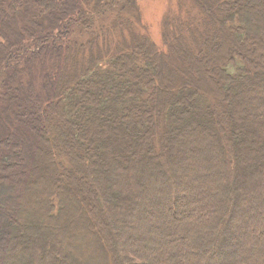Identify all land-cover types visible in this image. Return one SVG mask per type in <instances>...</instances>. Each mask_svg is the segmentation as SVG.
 <instances>
[{
  "label": "trees",
  "instance_id": "obj_1",
  "mask_svg": "<svg viewBox=\"0 0 264 264\" xmlns=\"http://www.w3.org/2000/svg\"><path fill=\"white\" fill-rule=\"evenodd\" d=\"M138 1L0 0V264H264V0H183L162 47ZM173 56L218 84L157 93Z\"/></svg>",
  "mask_w": 264,
  "mask_h": 264
},
{
  "label": "rangeland",
  "instance_id": "obj_2",
  "mask_svg": "<svg viewBox=\"0 0 264 264\" xmlns=\"http://www.w3.org/2000/svg\"><path fill=\"white\" fill-rule=\"evenodd\" d=\"M181 1L183 2V0H139L138 1L140 14H141V20H142L147 32L149 33V35L152 37V39L155 41V43L159 47L160 46L162 47V45H163V39H162L163 32L162 31L164 30L165 18L167 16H169L170 14H172L173 11L177 10L178 5H179V3ZM170 3L172 5L171 9L168 8ZM218 20H220V19L217 18L216 22L213 21L215 25L217 24ZM7 21H8L7 23L12 26V21H10V20H7ZM222 23L223 22H221V24ZM211 33L212 32L209 29L208 31L206 30V31H204V33H200L199 36L197 35L195 37L194 42L196 43L197 47H196V50L194 51V49H193L192 52L196 56H198V54H199L201 56V58L202 57L208 58L207 55L205 56L202 51H203V49L206 50L205 42L207 40H209L210 37L208 35H210ZM6 38H8V35H7ZM186 39L187 40L183 41L182 45H181V43H179L181 48L183 47V45L185 43L186 44H190L192 46L193 42L188 40V39H190L189 36ZM259 40L262 42V45L264 46V39L261 37V38H259ZM240 42H241L242 45H244V48L246 50L251 51L252 53L256 52V55H258V53H260V51L257 50V49H255V50L253 49V51L250 50V49H252V47H250L249 44H247L246 41H244L243 39ZM218 53H219V51L217 52V54ZM222 54H223V52L220 51V53L218 55L217 64L220 63L221 60L219 59V57H221ZM208 55H209V57H211L210 54H208ZM261 55H263V53ZM259 61L260 62L262 61V57L259 58ZM214 62H212V61L209 62L210 68L208 67V69H210V70L208 72H205L206 74L203 75V77L206 79L207 82L210 80V81H215V83L218 84V78H220L219 75L217 74L218 73V69H216V67H214V66L213 67L211 66L212 63H213V65L216 64V62L215 63ZM166 63H167L168 71L167 72H163L162 74H156V76H155V78L160 79V81L162 83V84H160L159 88H156V92L157 93H166V91H167L166 85H165L166 83L170 87V86L174 85L177 80H183L184 81V80H187L188 77L191 80L194 77H196L194 79V81L197 83V85H200L202 74H201V71L199 69H197V71L200 74L196 73V75H195V73H192V72H190V74H189L188 73L189 70L185 71L186 69L189 68V65L186 64L181 58L176 57V56H173L172 58H170L168 61H166ZM174 64H176V65H174ZM169 68L172 69V70L169 71ZM171 73H173V74H171ZM162 75H163V78H161ZM152 76H153V74H152ZM24 78H25V76H24ZM141 78H144L143 75H142ZM174 78L176 79L175 81H174ZM145 80H147V79H145ZM18 93H19V96L23 94L22 90H20ZM148 109H151V108H149V106H148ZM32 115L33 114H31L30 116H32ZM59 117L60 116L56 115V114H53V117H50V118L46 115V120L49 123L50 130H52V119H55L56 123H57V120H61L62 121V118H59ZM157 124H158V127L161 128L162 125H160V121L159 120H158ZM20 131L23 132V134H25V135L27 134V136H28L30 141H31V139L34 140V141L39 140V139H36V135L32 131L27 129L26 127L21 126ZM227 133H229L228 130H227ZM227 136H228V134H227ZM222 142H224V141L222 140ZM37 144H38V151L40 152V154L43 153V152L45 153V150L47 149V146H46L45 142L41 139V140L37 141ZM19 148L20 147H18V149ZM40 162H42L41 164H43L42 160ZM20 163L22 164V161ZM81 169H83V172L87 173V171L85 170V166H83ZM58 171L61 172V169H58ZM88 174H90L88 176H90V178H91L93 187L98 185L96 183V180H95V179H97L96 175H94V173L92 171H88ZM60 176H62L61 173H60ZM79 176L82 178V176L80 174H79ZM2 181H5L4 183H6V179L5 178L3 179V178L0 177V182H2ZM97 195H99V193H97ZM115 226H116V223L114 225V229H115ZM112 230H113V228H112ZM85 237H87V243H88V246L90 245V247L85 248L87 250L84 251V254H86V256H87V254H90V260L92 259V264H104V261H103L102 257H103V253L105 251H104V247L102 249V244L100 245V243L98 242V240H99L98 236L96 234L91 233V236L86 234ZM112 239H113L112 237L110 238L109 236H106V240L108 241L109 244H112V242H113ZM97 243L100 245V248L102 250L97 248Z\"/></svg>",
  "mask_w": 264,
  "mask_h": 264
}]
</instances>
